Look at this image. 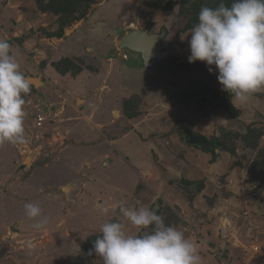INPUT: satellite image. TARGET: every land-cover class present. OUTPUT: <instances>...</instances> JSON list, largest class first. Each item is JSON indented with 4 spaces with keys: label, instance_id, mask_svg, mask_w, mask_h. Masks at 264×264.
Instances as JSON below:
<instances>
[{
    "label": "rangeland",
    "instance_id": "1",
    "mask_svg": "<svg viewBox=\"0 0 264 264\" xmlns=\"http://www.w3.org/2000/svg\"><path fill=\"white\" fill-rule=\"evenodd\" d=\"M219 2L0 0V39L27 78L46 82L23 96L27 142L0 145V264H102L89 253L103 223L120 220L137 234L113 207L120 202L183 231L201 264H264V90L244 104L230 94L228 109L218 71L188 61L200 9ZM83 10L62 38L48 35ZM148 27L167 31L163 46L173 50L156 71L119 47L130 30ZM248 126L263 133L256 146L244 138ZM191 135L224 150L213 162L186 142ZM182 180L203 188L191 196ZM26 203L41 207L45 228L33 227Z\"/></svg>",
    "mask_w": 264,
    "mask_h": 264
},
{
    "label": "clouds",
    "instance_id": "2",
    "mask_svg": "<svg viewBox=\"0 0 264 264\" xmlns=\"http://www.w3.org/2000/svg\"><path fill=\"white\" fill-rule=\"evenodd\" d=\"M189 35V63L206 62L209 72L218 71L222 90L231 94L234 105L264 90V0H232L230 6L220 0L216 7L203 6ZM10 49L0 39V145L27 142L23 96L31 86ZM113 207L137 234L126 231L120 220L103 223L89 253L102 264H201L197 245L155 211L123 202ZM24 210L35 229L49 223L38 204L26 203ZM101 211L107 214L109 209ZM34 247L28 243L29 249Z\"/></svg>",
    "mask_w": 264,
    "mask_h": 264
},
{
    "label": "water",
    "instance_id": "3",
    "mask_svg": "<svg viewBox=\"0 0 264 264\" xmlns=\"http://www.w3.org/2000/svg\"><path fill=\"white\" fill-rule=\"evenodd\" d=\"M145 7L158 8L159 4L156 1H145L143 3ZM167 36V31L162 30L160 33L151 32V27L146 29H132L130 30L123 41L120 44V49L123 51H129L132 54L138 55L144 65L145 70H158L161 68L159 62L171 57L173 55V50H165L163 46V41ZM30 85L35 88L40 89L44 87L45 83L41 76L38 77H28ZM42 104L45 105L47 100L45 94H41ZM54 110V109H53ZM189 144L193 146L203 145L208 149H214V145H210L204 138L196 135H191L189 137ZM181 185L185 187H192V183L185 180L181 181ZM161 203H157V209H160ZM12 230H15L12 226Z\"/></svg>",
    "mask_w": 264,
    "mask_h": 264
},
{
    "label": "trees",
    "instance_id": "4",
    "mask_svg": "<svg viewBox=\"0 0 264 264\" xmlns=\"http://www.w3.org/2000/svg\"><path fill=\"white\" fill-rule=\"evenodd\" d=\"M225 1H227V3H229V1L228 0H224V2ZM157 2V1H156ZM188 3V2H187ZM77 4V1H75V5ZM78 4H79V2H78ZM88 6H89V2L86 4V7L88 8ZM85 12L86 11H75V13L73 14L72 13V15L71 16H62V18L60 19V22H59V28H58V31H57V33L56 34H52V35H50V34H48L49 36H56L57 38H62L63 36H64V33H65V29L67 28V27H69L74 21H77V20H79L80 18H82L83 16H84V14H85ZM156 71V70H155ZM44 82H45V80H43ZM46 83V82H45ZM32 88H34L35 89V87L33 86V85H30ZM178 95V94H177ZM230 96V93H229V95H228V93H227V95H226V99L224 100V106H226L228 109H230L229 108V106L227 105V103H228V97ZM177 98H178V96H177ZM185 99V100H184ZM183 102L184 101H189V102H193V101H195L198 105H199V107L200 108H202V109H205V104H204V102H202V101H200V100H196V96L195 95H191V94H183V96H182V99H181ZM204 104V105H203ZM263 135V133H262V131H259V130H257L256 128H254V127H251V126H248V128H247V131H246V133L244 134V138H245V140H246V142L247 143H249L250 145H258V140L260 139V137ZM196 136H200V137H202V138H204L210 145H214L215 146V148L214 149H208V148H206V147H204L203 145H197V146H193V145H190L189 144V137L190 136H187L186 138H187V143L191 146V147H194V148H201L202 150H204V151H206V152H208V153H210L211 154V157H212V159H211V161H213V162H215L216 161V159L218 158V149L219 148H221L222 150H224L223 149V147H225V144H223L222 143V141H218V140H213V141H211V140H209L208 138H206V137H204V136H201V135H196ZM261 157H259V161H256V162H259V164L261 163ZM193 186L192 187H185V186H182V187H184V188H186V190L190 193V194H192L191 196H193V195H195L197 192H200L201 190H202V188H203V184H202V182H200V183H197L196 185H194V184H192ZM189 200H193L192 198H188ZM176 217V216H175Z\"/></svg>",
    "mask_w": 264,
    "mask_h": 264
},
{
    "label": "built area",
    "instance_id": "5",
    "mask_svg": "<svg viewBox=\"0 0 264 264\" xmlns=\"http://www.w3.org/2000/svg\"><path fill=\"white\" fill-rule=\"evenodd\" d=\"M123 57H124V59H128L129 56H128L127 54H124ZM44 120H45V118H44L42 115H40V116L38 117V125H39V126H42Z\"/></svg>",
    "mask_w": 264,
    "mask_h": 264
},
{
    "label": "crops",
    "instance_id": "6",
    "mask_svg": "<svg viewBox=\"0 0 264 264\" xmlns=\"http://www.w3.org/2000/svg\"><path fill=\"white\" fill-rule=\"evenodd\" d=\"M43 79V78H42ZM44 82V81H43ZM45 83V82H44ZM45 85H46V83H45Z\"/></svg>",
    "mask_w": 264,
    "mask_h": 264
}]
</instances>
